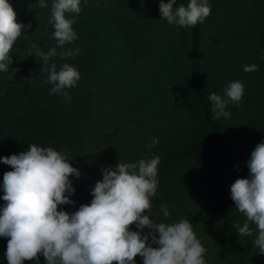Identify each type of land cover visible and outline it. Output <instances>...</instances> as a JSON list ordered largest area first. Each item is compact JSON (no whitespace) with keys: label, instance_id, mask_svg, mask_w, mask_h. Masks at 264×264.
Here are the masks:
<instances>
[{"label":"trees","instance_id":"obj_1","mask_svg":"<svg viewBox=\"0 0 264 264\" xmlns=\"http://www.w3.org/2000/svg\"><path fill=\"white\" fill-rule=\"evenodd\" d=\"M189 2L177 0L174 9ZM12 3L25 30L10 52L9 72H0V158L27 151L33 143L66 155L81 176L70 177L75 203L59 210L73 213L91 202L102 169L118 165L96 159L93 131L104 99L126 86L139 87L137 100L149 98L150 92L140 86L146 82V89H153L145 79L150 75L169 90L185 115L188 175L196 183L193 202L197 217L213 234L217 261L264 264L253 243L255 231L252 236L238 234L236 225L243 226L246 217L235 208L230 191L235 165L249 151L248 141L254 148L264 141V0H208L211 14L195 27L169 24L159 11L160 0H81L78 15L66 14L75 20L77 39L57 48V53L77 48L79 53L48 61L57 71L67 63L80 72L77 85L64 89L70 102L51 94L52 85L45 83L49 73L36 55L37 49L46 54L57 45L49 22L53 0H45L43 9L38 0ZM252 64L259 70L245 72L244 66ZM13 69H18L14 77ZM234 81L244 84L242 101L227 105L229 118L214 120L209 95L224 97ZM144 104L154 105L151 100ZM11 170L0 161V209L5 204L3 175ZM250 228L255 226L250 223ZM7 243L8 238L0 237V264H8ZM25 264L46 260L41 255ZM136 264H143V258L137 256Z\"/></svg>","mask_w":264,"mask_h":264},{"label":"clouds","instance_id":"obj_2","mask_svg":"<svg viewBox=\"0 0 264 264\" xmlns=\"http://www.w3.org/2000/svg\"><path fill=\"white\" fill-rule=\"evenodd\" d=\"M176 3L160 0L159 11L169 24L195 27L211 14L208 0H190L187 6L174 9ZM47 6L45 0H38L39 8ZM81 10V0H53L49 22L54 26L57 45L46 54L36 50L43 71L49 73L45 83L52 85L51 94H62L66 102L71 96L64 89L75 87L81 74L67 63L57 71L56 64L49 66L48 61L57 55L68 59L79 53V48L59 53L57 48L77 39L72 27L75 20L66 14L78 15ZM24 30L25 26L17 22L12 0H0V72H9L13 63L10 52ZM258 70L255 64L244 66L245 72ZM17 71L13 69L11 75L14 77ZM243 95L240 81L231 82L224 97L211 93L212 118H229L227 105L239 106ZM158 143L154 137L146 147ZM160 160L155 156L102 169L103 179L96 182L91 202L70 214L59 206L75 203L70 199L76 191L70 177L80 178L81 173L66 155L51 146L33 143L27 151L0 158L12 168L3 175L5 204L0 209V237L8 238V264H25L39 260L41 255L46 264H136L137 256L143 258V264H205L206 249L189 220L158 223L145 214L151 212V198L157 194ZM247 167L249 178H238L230 187L235 208L246 217L243 226L236 227L240 236H252L255 231L254 246L264 255V141L252 151ZM160 208L167 218V206L161 204ZM250 223L255 225L254 230ZM133 225L141 231H133ZM145 228L150 230L147 234H143Z\"/></svg>","mask_w":264,"mask_h":264},{"label":"rangeland","instance_id":"obj_3","mask_svg":"<svg viewBox=\"0 0 264 264\" xmlns=\"http://www.w3.org/2000/svg\"><path fill=\"white\" fill-rule=\"evenodd\" d=\"M148 72L155 75L154 72ZM145 79L153 89H146V82L140 89L149 91V98L137 100V87L126 86L111 92L104 99L100 123L93 131L96 159L108 164L136 163L141 159L150 160L159 156L161 160L158 165L157 194L151 198V212L145 214L158 223L172 224L181 219L189 220L197 238L206 249L205 264H220L213 252V234L196 215L197 208L193 202L196 183L188 175V153L184 148L186 119L181 104L175 102L169 90L164 89L155 78L146 75ZM146 99L151 100L154 105L144 104ZM154 137L158 138L159 143L152 148L146 147ZM252 145L249 140V151H245L247 153L244 152L235 165L236 179L249 178L247 161L255 149ZM161 204L167 206L170 213L167 218L161 211ZM132 230L141 231L135 225ZM149 231L145 228L143 234Z\"/></svg>","mask_w":264,"mask_h":264}]
</instances>
